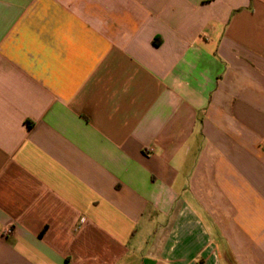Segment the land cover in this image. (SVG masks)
<instances>
[{
  "label": "crops",
  "instance_id": "crops-1",
  "mask_svg": "<svg viewBox=\"0 0 264 264\" xmlns=\"http://www.w3.org/2000/svg\"><path fill=\"white\" fill-rule=\"evenodd\" d=\"M0 264H264V0H0Z\"/></svg>",
  "mask_w": 264,
  "mask_h": 264
},
{
  "label": "built area",
  "instance_id": "built-area-1",
  "mask_svg": "<svg viewBox=\"0 0 264 264\" xmlns=\"http://www.w3.org/2000/svg\"><path fill=\"white\" fill-rule=\"evenodd\" d=\"M9 234H11V229L9 228L3 232V236H8Z\"/></svg>",
  "mask_w": 264,
  "mask_h": 264
}]
</instances>
